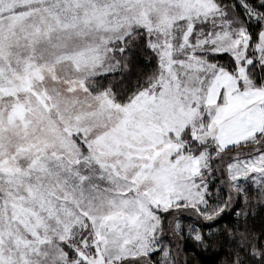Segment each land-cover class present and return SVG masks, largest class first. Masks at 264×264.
<instances>
[{
  "label": "snow or ice",
  "instance_id": "1",
  "mask_svg": "<svg viewBox=\"0 0 264 264\" xmlns=\"http://www.w3.org/2000/svg\"><path fill=\"white\" fill-rule=\"evenodd\" d=\"M190 247L264 264V0H0V264Z\"/></svg>",
  "mask_w": 264,
  "mask_h": 264
},
{
  "label": "trees",
  "instance_id": "2",
  "mask_svg": "<svg viewBox=\"0 0 264 264\" xmlns=\"http://www.w3.org/2000/svg\"><path fill=\"white\" fill-rule=\"evenodd\" d=\"M237 211H240V209H237ZM235 219V216L229 215L225 218L223 223L227 224L230 221H234ZM189 253L194 257V264H220L217 254L213 251L204 252L200 249H192L190 247Z\"/></svg>",
  "mask_w": 264,
  "mask_h": 264
}]
</instances>
